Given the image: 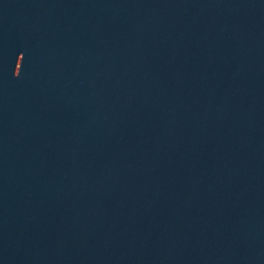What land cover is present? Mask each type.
<instances>
[{"label":"water","instance_id":"1","mask_svg":"<svg viewBox=\"0 0 264 264\" xmlns=\"http://www.w3.org/2000/svg\"><path fill=\"white\" fill-rule=\"evenodd\" d=\"M264 0H0V264H256Z\"/></svg>","mask_w":264,"mask_h":264}]
</instances>
